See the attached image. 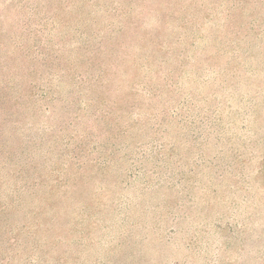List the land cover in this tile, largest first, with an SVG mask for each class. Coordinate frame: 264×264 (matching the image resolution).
<instances>
[{"label":"rangeland","instance_id":"rangeland-1","mask_svg":"<svg viewBox=\"0 0 264 264\" xmlns=\"http://www.w3.org/2000/svg\"><path fill=\"white\" fill-rule=\"evenodd\" d=\"M0 264H264V0H0Z\"/></svg>","mask_w":264,"mask_h":264}]
</instances>
